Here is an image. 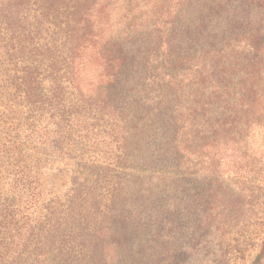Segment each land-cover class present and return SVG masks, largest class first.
Here are the masks:
<instances>
[{"label":"rangeland","instance_id":"374dc122","mask_svg":"<svg viewBox=\"0 0 264 264\" xmlns=\"http://www.w3.org/2000/svg\"><path fill=\"white\" fill-rule=\"evenodd\" d=\"M59 2L66 5L55 11L46 4L42 6L41 0H23L20 6L0 0V221L5 222L4 209L15 213L12 219L15 229H3L8 241L14 237L13 250L4 244L0 246V254L12 253L9 257L12 262L28 239L43 232L48 234L51 219L61 222L68 218L72 222L61 234H92L90 229L77 228L75 223L79 221L88 226L96 223L101 230V222H107L105 216L109 215L111 202L121 191L122 183L126 185L125 194L130 191L131 197L134 195V205L140 201H136V194L142 192L151 193L155 199L164 198L158 202L154 199L148 214L138 217L137 231L130 224L116 227L120 232L118 248L122 252L131 249L134 254L133 261L127 264H264V40L262 75L258 80L251 78L252 90L260 85L261 97L256 104V94L250 95V104L244 109L249 121L238 122L237 128L232 125L230 144L223 147L222 139L228 136L225 130L230 127L217 131L214 118L211 121L200 118L196 126H201L194 127L195 131L200 130L199 142L214 141L218 147H204L207 157L200 161V166H191L183 164V74L177 86H167L168 77L159 81L157 76L144 79L141 74L130 72L131 76L120 79L122 84L112 92L110 102L104 88L106 77L95 57L91 62L84 58L77 72H68L62 64L53 72L50 68L53 58L45 49L56 45L59 49L56 55L62 51L61 58L65 56L76 0ZM140 2L143 6L157 4V0ZM120 6L114 5L108 11L111 24L105 28L106 34H113L123 26L124 12ZM139 12L136 16L141 15L145 24L147 12ZM252 21L260 23L264 38V11L253 13ZM12 29L16 36L30 34L34 44L43 50L46 61L36 79L30 80L40 85L33 92L35 96L26 92L24 82L28 79L21 71L28 55L23 60L15 57L11 63L8 59L10 44L17 45V40L11 39ZM142 39L143 47L150 49L149 34ZM162 60L159 56L158 62ZM171 86L175 100L172 106L181 104L180 114L172 112L168 104L160 103L167 100ZM135 96L143 101L157 100L150 107L158 120L145 134L133 136V129V140L124 144L115 133V119L119 115H132L127 105ZM104 97L107 105H118L114 118L109 108L105 111L96 106L98 98ZM178 115L181 119L175 123V117L171 116ZM216 117L224 122L227 114L219 111ZM128 156L140 157L137 171L148 170L139 174L145 175L144 183L134 193L129 185L134 178L127 174L135 169L123 173L118 167ZM194 168L199 173L183 183H175L176 190L163 185L164 181L172 180L163 172L192 173ZM150 172H158L156 177L151 176L153 181L148 180ZM145 222L151 224L152 234ZM108 223L113 224L110 220ZM104 232L103 229L102 236ZM36 240L28 242L27 254L33 252ZM103 246L108 250V246Z\"/></svg>","mask_w":264,"mask_h":264},{"label":"trees","instance_id":"16d2710c","mask_svg":"<svg viewBox=\"0 0 264 264\" xmlns=\"http://www.w3.org/2000/svg\"><path fill=\"white\" fill-rule=\"evenodd\" d=\"M41 1L42 6L46 4L47 8L53 7L55 11L66 5L59 0ZM5 2L15 6L18 3L20 6L23 0H5ZM118 4L124 12L123 26L113 34H109L112 32L106 34L105 28L111 24L108 11ZM142 10H146V16L148 15L145 24L141 21V15L136 16V12L140 11L139 14H141ZM257 10L264 11V0H157V4L153 6H143L140 0H76L71 13V20L74 23L69 30L65 56L61 58L62 51L61 55H56L59 50L56 45L46 47L45 52L53 58L50 65L53 72L61 64L68 72H77L78 65L84 58L91 62L95 57L104 71L106 77L104 88L110 102L112 92L119 89L122 84L120 79L131 76L130 72L141 74L144 79L157 76L159 81L168 77L167 86H177L179 76L183 74L181 76L183 77V164L200 166V161L207 157L203 153L204 147L215 149L218 146H214V141L208 144L199 142L200 130H194L196 122L200 118L210 121L214 118L217 131H224L226 127H230L225 130V135L228 136L223 137L221 143L223 147H226L231 141L229 135H231L232 125L237 128L238 122L249 121V114L246 118L244 109L250 104V95L256 94V104L260 102L261 87L255 85V91H253L251 83V78L258 80L263 70L262 42L264 38L260 23L252 21V14ZM13 32L12 29L11 39H16L17 45L10 44L12 46L8 49V59L11 63L15 57L23 60L26 59L25 55H28L29 60H23L26 65L21 71L25 73L24 78L28 79L26 81L24 79L26 92L34 95L33 92L38 91L40 85H35L34 81L30 82V80L36 79L46 59L43 58V50L34 44V37L26 33L24 36H16ZM148 34L151 38L150 49L143 47L142 36ZM159 56L163 58L161 62H158ZM140 85L143 86V83ZM168 90L170 95L166 94L167 100H161L160 103L163 106L168 104L172 112L180 114L181 104L176 103L172 106V102L175 101L172 98L173 86L168 87ZM106 97L102 100L98 98L96 106L105 111L109 108L114 118L119 111L118 105H107ZM120 98L123 99L122 96ZM142 99L135 96L131 102H128L127 109H131L132 115L125 117L119 115L115 119L117 121L115 133L124 144H128L131 138L133 140L134 135L148 132L158 120L154 115L155 110L150 107L157 104V100L153 98L143 101ZM119 102L120 99L116 103ZM253 107L254 105L251 108ZM219 111L227 114L224 122H220L216 117ZM171 117H175V123L181 119L180 115ZM200 126L197 124L196 127ZM240 127L243 129L242 126ZM133 129L135 132L131 136ZM128 157L121 161L118 167L123 173L129 169H135L127 174L129 178H134L131 182L129 181L134 193L135 189L144 183L142 178L145 175L139 174H144L148 170L137 171L136 162L140 157ZM193 171L181 174L177 171L163 172L172 178L170 181H164L163 185L168 189L174 187L173 189L176 190L178 183H183L188 177L199 173L196 168ZM156 173L158 172H150L148 180H151L153 174L152 177H156ZM151 181L150 184H152ZM171 183L173 184L168 186ZM125 187L126 185L121 183V191L111 202V211L105 216L107 222L104 221V224L101 222V230L96 227V223L88 226L84 221H79L75 223L77 228L90 229L92 234L85 236L61 234L64 228L68 229L72 226V222L68 218H63L61 222H53L51 219L48 223V234L43 232L37 238L35 236L33 239H28L24 244L26 247L15 256L12 262L9 261L12 253H1L0 264H127L132 262L134 254L131 249L128 252H122L118 248L116 241L120 232L116 230V227H119L121 223L125 227L130 224L133 231H137L138 217L148 214V208L154 206L151 202L155 197L151 193L136 194V201L142 200V203L138 202L139 204L135 206L132 200L134 195L131 197L130 191L125 194L123 190ZM158 193H160L159 189ZM20 196L22 199L23 195L20 194ZM163 200L162 196H157L155 202ZM4 210L5 222L0 221V225L4 224L0 228V234H3L0 238V246L7 244L13 250L14 237L8 241L7 233L3 232V229L5 227L15 229L12 220L15 218V213ZM109 220L113 223L112 225L108 223ZM145 224L146 229L152 234L151 224L149 222ZM103 229L105 236H102ZM37 230L39 231V227ZM35 240L36 246L33 252L27 254L28 242ZM103 245L108 246V250Z\"/></svg>","mask_w":264,"mask_h":264}]
</instances>
